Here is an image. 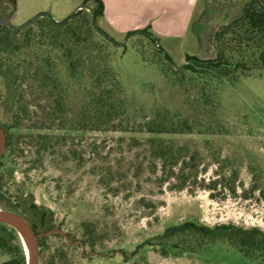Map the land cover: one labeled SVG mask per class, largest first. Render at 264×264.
Returning a JSON list of instances; mask_svg holds the SVG:
<instances>
[{
    "label": "rangeland",
    "instance_id": "374dc122",
    "mask_svg": "<svg viewBox=\"0 0 264 264\" xmlns=\"http://www.w3.org/2000/svg\"><path fill=\"white\" fill-rule=\"evenodd\" d=\"M97 2L17 0L15 6L6 4L5 17L21 26L47 12L59 22L84 3L90 12ZM113 38L110 43L98 37L102 44L93 54L115 73L123 115L99 130L69 133L55 155L39 160L35 141L20 135L35 133L33 119L43 115L47 102L36 87L33 94L27 90L32 120L14 134L24 153L7 150L0 169L7 198L29 195L52 212L54 230L71 242L82 241V223L97 226L94 249L49 235L48 249H38L40 264H49L61 249L63 264H256L226 237L167 231L187 223L215 232L264 231V73L220 80L214 70L183 69L187 61L180 52L172 55L174 66L165 63L161 48L144 34ZM206 54V60L217 59L215 45ZM62 74L68 80L65 69ZM82 92L71 94L76 105ZM1 102L2 94L0 118L11 125L16 106L4 112ZM154 118L169 122L164 132H150L147 123ZM152 139L172 156L154 159ZM10 257L0 250V264Z\"/></svg>",
    "mask_w": 264,
    "mask_h": 264
},
{
    "label": "trees",
    "instance_id": "16d2710c",
    "mask_svg": "<svg viewBox=\"0 0 264 264\" xmlns=\"http://www.w3.org/2000/svg\"><path fill=\"white\" fill-rule=\"evenodd\" d=\"M6 4L15 6L17 0H0V19L7 15L9 9ZM248 4L263 6L255 0ZM91 11L95 16L96 26L92 23V13L85 9L79 10L63 25L43 17L35 25L22 31H13L6 26H0L1 108L9 113L16 106V110L12 112L11 125L2 124L7 142L5 152L0 159V169L4 166L3 160L7 150L16 156H22L24 153L25 149H20L19 144L15 142L14 134L15 131L20 130L26 119L32 120L29 110V103H32L26 98L29 94L27 90L33 94L32 89L36 87L43 94V101L47 102L46 107L43 108V115L39 116L37 121L33 119L34 125L30 130H34L35 133L20 135L25 139H31V144L35 141L39 160L46 155H55V148L58 144L66 142L69 133L99 130L112 119L123 115L124 102L117 95L119 87L115 73L108 65L103 67L93 54L99 51V45L102 44L98 37L110 43L115 42L107 32L97 27L98 18L104 15L102 0H98ZM242 17L234 21L233 23L236 24L229 29L224 30L225 26H223L218 31L215 40L217 59L202 60L196 56H187V64L183 69L195 71V67H199L206 69L203 71L205 74L209 70H214L220 80L228 78L232 81L241 77L262 75L264 73V11L259 12L251 6L247 9V18L244 22H240ZM132 34H144L156 44L155 38L148 29L131 32L128 36ZM161 53L165 63L174 66L171 58ZM64 69L68 73V80L63 77ZM34 83L37 85H33ZM78 89L83 91L80 105H76L71 98V94ZM75 106L78 112L74 111ZM166 124L169 122L154 118L147 123V126L150 132L159 134L166 130ZM45 127L48 131H40ZM151 142L153 148L158 150L153 154L154 159L172 156V151L164 148L158 139H152ZM62 154L65 156V153ZM11 177L12 172L9 178ZM5 184L7 181L4 182L0 174V205L24 215L32 223L37 234L55 229L50 210L34 204L29 195H19L17 200L8 199L3 191ZM175 228L168 229L167 233L173 236L178 232V228H184L183 230H195L196 235L226 237L239 247L245 257L256 264H264V231L259 228H221L218 233L194 223ZM81 230L83 235L81 242L94 249L98 244L97 226L93 222H84ZM56 234L64 237L60 233ZM68 237L70 238L69 235ZM14 238L12 231L0 224V250L11 256L3 264H28L23 246L21 243L14 244ZM48 239L49 236L43 235L38 240L42 252L48 249ZM63 256L62 249L53 253L49 264H63ZM57 258H60L59 263L56 262Z\"/></svg>",
    "mask_w": 264,
    "mask_h": 264
},
{
    "label": "crops",
    "instance_id": "0c3cea01",
    "mask_svg": "<svg viewBox=\"0 0 264 264\" xmlns=\"http://www.w3.org/2000/svg\"><path fill=\"white\" fill-rule=\"evenodd\" d=\"M254 0H102L100 27L118 41L148 29L161 50L206 60L218 31L243 16ZM264 6V0H255ZM241 16V17H240ZM114 39V38H113Z\"/></svg>",
    "mask_w": 264,
    "mask_h": 264
},
{
    "label": "water",
    "instance_id": "95a60500",
    "mask_svg": "<svg viewBox=\"0 0 264 264\" xmlns=\"http://www.w3.org/2000/svg\"><path fill=\"white\" fill-rule=\"evenodd\" d=\"M254 7L255 9H257V11L262 12L264 11V6H258V5H254V4H248L246 5L244 12H243V17L240 20V22H244L247 18V9L250 7ZM83 9H89L88 5L86 3L80 5L79 7H77L73 13L66 19L57 22L56 20H54L53 16L47 12L45 13H40L38 15H36L35 17H33L31 20H29L28 22L24 23L21 26H14L12 24V22L10 21L9 18L4 17L2 19H0V26H6L9 29L13 30V31H22L27 29L30 26H33L36 24V22L43 17H47L49 18L52 22L59 24V25H63L66 22H68L69 20L72 19V17L79 11V10H83ZM90 12L92 13V23L93 25L96 26L95 24V16L93 14V12L90 10ZM233 24L236 23H231L226 25L223 29L227 30L230 27L233 26ZM6 142H7V137H6V133L4 131V128L2 126L1 123V118H0V159L3 156L5 149H6ZM0 223L8 225L12 228H14L15 230H17V232L19 234H24L30 243V247H31V254L30 256H27L28 258V264H40L39 262V252H38V237L39 236H49L53 233H60L62 234L65 239L71 244V245H76V244H81L82 246H84V244L78 240L76 242H71L70 238L68 237V235H66L62 230H53L50 231L48 233H45L43 235H36L32 225L30 224V222L26 219V217H24L22 214L16 212V211H12L9 209H2L0 208Z\"/></svg>",
    "mask_w": 264,
    "mask_h": 264
},
{
    "label": "flooded vegetation",
    "instance_id": "af4514ba",
    "mask_svg": "<svg viewBox=\"0 0 264 264\" xmlns=\"http://www.w3.org/2000/svg\"><path fill=\"white\" fill-rule=\"evenodd\" d=\"M4 18V17H3ZM1 123H2V121H1ZM3 206V205H2ZM5 209H9V208H5ZM9 210H11V209H9ZM12 211H14V210H12ZM17 212V211H16ZM21 214V213H20ZM24 216V215H23ZM25 217V216H24ZM27 219V218H26ZM28 220V219H27ZM29 221V220H28ZM30 222V221H29ZM0 224H2V223H0ZM30 224L32 225V223L30 222ZM2 225H5V224H2ZM5 226H7L8 227V229L10 230V231H12V234H14V236H15V238H14V240H13V242H14V244H18V243H21V245L23 246V249H24V251H25V253L27 252L26 251V248L24 247V244L22 243V240H21V234H19L18 232H17V230H15L14 228H12V227H10V226H8V225H5ZM33 227V226H32ZM34 229V228H33ZM35 231V230H34ZM51 231H53V230H51ZM50 232V231H49ZM36 233V232H35ZM48 233V232H47ZM45 234V233H44ZM54 234V233H53ZM36 235H43V234H37L36 233ZM40 237H42V236H39L38 237V240H39V238ZM37 240V241H38ZM38 248L41 250V248L39 247V243H38ZM27 254V253H26ZM39 262H40V254H39Z\"/></svg>",
    "mask_w": 264,
    "mask_h": 264
},
{
    "label": "bare ground",
    "instance_id": "6f19581e",
    "mask_svg": "<svg viewBox=\"0 0 264 264\" xmlns=\"http://www.w3.org/2000/svg\"><path fill=\"white\" fill-rule=\"evenodd\" d=\"M21 240H22V243L24 244V247L26 248L27 256H30V254H31V247H30V243H29L28 238L24 234H21Z\"/></svg>",
    "mask_w": 264,
    "mask_h": 264
},
{
    "label": "built area",
    "instance_id": "2783aa9c",
    "mask_svg": "<svg viewBox=\"0 0 264 264\" xmlns=\"http://www.w3.org/2000/svg\"><path fill=\"white\" fill-rule=\"evenodd\" d=\"M157 48H160V44L156 41Z\"/></svg>",
    "mask_w": 264,
    "mask_h": 264
}]
</instances>
